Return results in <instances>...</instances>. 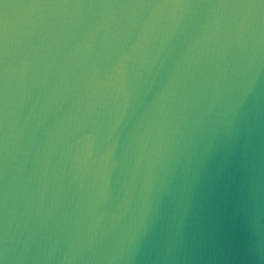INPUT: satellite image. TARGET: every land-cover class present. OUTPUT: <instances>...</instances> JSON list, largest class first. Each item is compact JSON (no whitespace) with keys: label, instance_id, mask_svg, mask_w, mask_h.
<instances>
[{"label":"water","instance_id":"1","mask_svg":"<svg viewBox=\"0 0 264 264\" xmlns=\"http://www.w3.org/2000/svg\"><path fill=\"white\" fill-rule=\"evenodd\" d=\"M0 264H264V0H0Z\"/></svg>","mask_w":264,"mask_h":264}]
</instances>
